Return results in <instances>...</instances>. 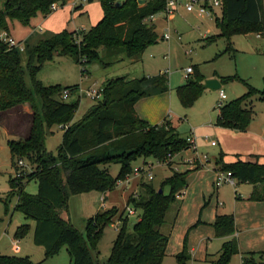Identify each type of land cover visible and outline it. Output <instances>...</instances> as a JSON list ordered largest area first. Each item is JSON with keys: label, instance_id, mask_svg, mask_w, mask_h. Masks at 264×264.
<instances>
[{"label": "trees", "instance_id": "1", "mask_svg": "<svg viewBox=\"0 0 264 264\" xmlns=\"http://www.w3.org/2000/svg\"><path fill=\"white\" fill-rule=\"evenodd\" d=\"M68 0H5L0 10V34L13 35L16 23L30 26L38 15L48 16L52 7H62ZM93 0H87L92 2ZM103 15L88 30L63 29L60 32L33 33L23 41L24 50L12 47L0 38V112L29 104L32 110L31 126L26 138L8 140L11 162L16 169L17 160H26L30 171L21 177H10L8 202L17 196L15 210L35 223L33 242L45 251L43 260L58 254L65 247L71 264H162L166 256L169 235L161 231L170 206L187 186L190 171H172L162 181V192L151 181L141 179L136 194H130L126 207L119 212L116 206L98 211L86 220L84 234L66 218L70 196L98 191H112L118 181L133 172V162L139 158L166 161L168 154L175 155L188 149L183 137L169 121L151 125L136 113V102L151 94L169 90L168 78L158 74L147 78L116 76L103 84V97L94 101L83 116L74 120L80 98L75 97L80 86L45 85L37 74L45 62L55 55L71 57L81 68V75L88 74V67L100 63L107 67L113 56L131 62L141 59L146 49L163 37L159 36L152 15L163 12L166 0H99ZM221 16L215 24L219 34L207 38L208 43L218 38L227 41L223 51L233 52L231 38L236 34L260 33L264 37V0H220ZM122 50V52H120ZM123 55V56H120ZM25 56V66L23 57ZM116 61V60H114ZM28 76L31 87L26 83ZM239 79L247 86L242 96L223 102L218 109L215 124L225 128L245 131L254 111L252 98L259 95L264 100V88L258 90L238 76L219 78L224 84ZM205 77L197 66L186 82L176 88V95L184 108L192 106L206 90ZM64 90L70 97L62 98ZM39 101V104H38ZM63 129L62 142L54 154L45 147V136L53 126ZM222 153L216 164L219 170L231 172L233 178L253 186L250 199L264 201V163L237 159L223 162ZM119 163L116 177L105 167ZM171 163L168 164L170 166ZM196 167L194 169H198ZM31 180L38 183L37 194L24 191ZM25 181V182H24ZM167 189V191H166ZM128 207L137 213V220L129 228L125 215ZM118 217L120 226L111 252L104 262L98 260V243L104 228ZM215 236L226 238L215 258L209 264H229L231 258L241 255L242 264H264V251L241 253L236 236L233 214H219L213 223ZM28 223L19 225L14 236L23 239L29 232ZM186 246V245H185ZM175 256L177 264L190 259L187 248ZM0 264H40L28 256L0 253Z\"/></svg>", "mask_w": 264, "mask_h": 264}, {"label": "rangeland", "instance_id": "2", "mask_svg": "<svg viewBox=\"0 0 264 264\" xmlns=\"http://www.w3.org/2000/svg\"><path fill=\"white\" fill-rule=\"evenodd\" d=\"M4 1L0 0V10L4 8ZM216 16H221V10L217 7L210 15H199L196 11H186L183 4L179 8V11L168 17V19H166L164 13L158 14L157 33L160 37L164 33L169 34L171 37L169 40L160 39L156 44L149 46L142 54L141 59L135 62H131L127 58L117 61L120 57L113 56L110 57L112 58L111 60L106 59V61L114 62L113 64L103 67L98 62L93 63L88 67L89 73L81 75L80 66L71 57L55 55L52 61L44 63L37 74V79L45 85L58 84L67 86L78 84L80 86L82 91H77L74 95L80 98L79 107L74 116V120L76 121L94 103V101L85 95L88 89L101 87L107 79L116 76L151 78L160 73L164 74L168 78L169 92L172 97V105L169 103V98H166L165 101L168 105H171L170 111L171 118L174 122L173 125L181 136L187 137L190 135V129H192L193 125L201 124L203 126V124L216 121L215 119L218 113L217 104L220 102L219 89L216 91H204L197 101L188 108H184L180 104L175 90L178 86L186 82L185 71L187 68L197 66L206 80L236 75L255 89L263 90L264 88V37L260 33L254 32L236 34L231 38V46L234 51L223 54V51L227 47V41L225 39L218 38L215 42H207V38L219 34V29L215 24ZM35 22L33 21V23ZM16 25L18 28H15ZM14 29V35L20 38L25 35L26 31L31 29V26H23L16 23ZM25 61L24 56V66ZM26 83L31 87L28 76H26ZM221 89L227 97L224 100L225 102L242 96L248 90L246 84L239 79L222 84ZM251 106L255 114L257 112L261 113L264 111V100H260L259 95H255L252 98ZM13 114L15 113L1 114L0 112V197H2V200L7 197L10 191V177L15 176V168L11 162L8 140L14 139V134L22 132L21 127L18 126L20 124L25 126V119L27 118L24 114H20L19 116ZM201 131H205L206 134L200 135L199 143L202 140L203 146L205 147L201 150L198 143V154L201 157L206 156L207 162L215 164L219 151L217 147H213L210 143L212 140L216 142V137L213 134L207 136L206 130ZM62 135L63 130L57 125L47 130L45 136V147L47 151L54 154L57 152V148L62 142ZM190 154L191 152L184 153L185 156ZM145 160L147 159H143V161ZM148 161L151 163L155 162L152 157H149ZM24 163L26 165L25 170L30 171L31 165L26 160H24ZM178 163L174 162L170 167L154 165L152 170L154 177L150 181L156 188H160L164 178L170 176L173 170L179 171L181 168H184H176ZM141 164L142 158H139L133 162L132 166L134 168L141 166ZM105 167L111 176L116 177L119 173L120 164L111 163ZM128 177L130 178L129 182L124 181L118 183L112 191H108L109 196L106 199V206H116L120 212L126 207L128 196L137 193V176L132 172ZM142 178L146 180L144 177ZM235 183V185L223 183L221 186L230 187L232 194L234 193L233 187L238 189V194H242L244 189L248 187L245 185L240 187L242 183L236 178ZM24 191L29 194H37V181L31 180L25 184ZM99 198L100 192L92 191L90 194L72 195L68 200V208L65 213L66 218L82 234H84L86 220L93 216L92 214H94L93 212L96 208H102H100L101 202ZM2 200H0V253L5 255L28 256L34 263L40 264H71L65 247L62 248L55 258L43 260L45 257L44 248L35 245L33 242L34 221L26 219L20 211L15 210L17 196L10 198L8 212H6L5 204ZM177 204L178 202L175 201L173 205ZM89 206L92 209H88ZM129 209L132 208L128 207L125 215L128 216L129 228L132 229V225L137 220V214H129ZM24 223H28L30 230L23 239H16L14 232L19 225ZM119 226V219L115 217L113 223L104 228L97 248L98 260L100 262H104L108 258ZM163 264H176V262L172 257H166Z\"/></svg>", "mask_w": 264, "mask_h": 264}, {"label": "crops", "instance_id": "3", "mask_svg": "<svg viewBox=\"0 0 264 264\" xmlns=\"http://www.w3.org/2000/svg\"><path fill=\"white\" fill-rule=\"evenodd\" d=\"M102 15L103 12L99 0H93L92 2H87V0H68L63 7L56 8L48 16L43 17L42 15H38L34 18L30 25L31 29L26 31L23 37L17 38L14 32L12 36L20 41H24L34 32L41 34L44 32L56 33L63 29L73 31L86 30L94 26L101 19ZM157 17L158 15L151 20L155 28H157ZM166 19H168L167 16ZM33 21L36 22L33 23ZM15 28H18V26L16 25ZM207 90L209 89L205 91ZM220 90L222 89L220 88ZM166 98H169V103L171 104L172 97L169 90L162 93L154 88L150 95L136 102V113L141 119L151 125L161 124L164 120H169L174 124L170 111L172 104L168 105L165 101ZM12 113H15L13 114L15 116L24 114L27 117L25 119V126L21 124L18 126L21 127L22 132L14 134L13 138H26L31 126L32 110L28 104H25L1 112V114ZM259 113H254L252 121L245 131L221 127L216 125L215 121H211L203 124V126L201 124L193 125L192 129H190V134H194V137H196L197 146L201 137L200 135L206 134L205 131L201 130H206L207 136L213 134L216 137V144H210L218 148L219 155L222 153L224 163H231L237 159H241L262 164L264 163V111ZM199 147L201 150L205 147L202 140H200ZM179 157V155L175 156L173 162H180ZM218 157L215 160V164L202 162L203 164L198 169H194L196 167H191L181 162L177 164L176 168L184 167L179 170L180 172L187 170L190 172L187 176L186 188L176 199L178 204L173 205L174 202L170 206L166 214V222L161 227V231L169 235L166 256L163 262L166 260V257H172L176 262L175 256L186 245L185 247L190 255V259L186 264H209L208 261L215 258L223 241L226 239L215 236L213 223L219 214L234 215L237 228L236 236L241 253L264 251V201H255L249 198L253 191V186L249 183H242L240 185V187L243 185L248 186L242 194L237 193L238 189L236 187L232 188L234 189L233 194L230 187L220 185L216 188L214 181L216 179V172L219 170L216 164ZM137 179L136 189L138 191L139 182L143 178L137 176ZM91 192L83 194H90ZM108 196L109 192H100L99 200L101 202L100 208H102H96L93 212L94 214L104 208L111 207L106 206ZM88 209H92L91 206ZM136 214L133 213L131 215ZM17 244L19 245V243ZM56 256L57 254L51 258H55ZM229 264H242L241 255H234Z\"/></svg>", "mask_w": 264, "mask_h": 264}, {"label": "built area", "instance_id": "4", "mask_svg": "<svg viewBox=\"0 0 264 264\" xmlns=\"http://www.w3.org/2000/svg\"><path fill=\"white\" fill-rule=\"evenodd\" d=\"M147 1V0H146ZM188 12H193L196 11L199 15L207 14L210 15L213 10L217 7H220V0H166L165 7L162 13H164L167 17L173 15L174 13L179 11V8L183 6ZM53 10L56 9V6L52 7ZM156 15H152L149 20H152ZM163 39L169 40L170 35L167 33L163 34ZM0 38L2 41L6 42L10 48L15 47L18 48L19 50L23 51L24 50V45L23 41H20L18 39H15L12 35H8L6 32H1ZM193 73V68L189 67L185 71L186 78ZM79 91H82L81 88H79ZM70 92L69 90H64L62 93V98L63 99H68L70 97ZM89 99L92 101H98L101 100L103 97V86L98 87V88H91L86 91L85 94ZM219 99L220 102H218L217 107H219L224 99H226V94L220 90L219 91ZM60 129H64L67 126H58ZM186 140L188 142V149L183 150L175 155L168 154V157L166 161H157L154 159V163L149 162L148 160H145L142 162L141 166L134 167L133 168V174L136 176L144 177L147 181H150L153 179L154 175L152 173V170L154 168V165H160V166H165V167H170L168 166L169 163L173 164V159L175 156H180L179 160L183 164L190 165L191 167H199L203 163L202 162H207L208 160L206 156L201 157L198 154V146L196 142V137L194 135L190 134L189 136L186 137ZM212 145H215V141H211ZM185 152H191L190 155L185 156ZM25 163L23 159L17 160L16 162V169H15V176L14 177H21L25 170ZM128 177V176H127ZM125 178L124 180L118 181V183L121 182H129V177ZM117 183V184H118ZM223 183H228L230 185H235V179L233 178L231 172H224L221 170H217L216 172V179L214 181V186L217 188ZM102 202H104L102 200ZM129 214H133L134 210L129 209Z\"/></svg>", "mask_w": 264, "mask_h": 264}, {"label": "water", "instance_id": "5", "mask_svg": "<svg viewBox=\"0 0 264 264\" xmlns=\"http://www.w3.org/2000/svg\"><path fill=\"white\" fill-rule=\"evenodd\" d=\"M146 0H138L140 4L145 3ZM204 88L212 91L219 90L221 88V83L218 79H205ZM159 192H162V189H159Z\"/></svg>", "mask_w": 264, "mask_h": 264}]
</instances>
